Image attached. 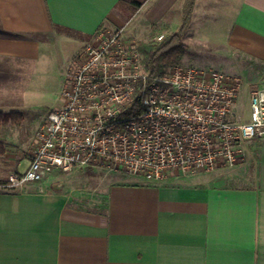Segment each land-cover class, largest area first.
<instances>
[{
    "label": "crops",
    "instance_id": "crops-1",
    "mask_svg": "<svg viewBox=\"0 0 264 264\" xmlns=\"http://www.w3.org/2000/svg\"><path fill=\"white\" fill-rule=\"evenodd\" d=\"M134 1L140 5L0 0V72L15 61L36 64L51 40L77 37L85 43L105 25L124 28L138 19L152 32L178 30L185 0ZM199 1L212 8L225 0H195L185 43ZM233 9L218 46L227 60L247 63L259 78L264 0H236ZM193 37L212 45L200 31ZM28 149L7 147L0 179L22 172ZM123 174L103 186L104 204L95 208L76 203L80 197L56 178L16 189L0 186V264H264V138L252 140L246 161L233 168L178 175L161 184Z\"/></svg>",
    "mask_w": 264,
    "mask_h": 264
},
{
    "label": "built area",
    "instance_id": "built-area-1",
    "mask_svg": "<svg viewBox=\"0 0 264 264\" xmlns=\"http://www.w3.org/2000/svg\"><path fill=\"white\" fill-rule=\"evenodd\" d=\"M245 94L248 112L238 109ZM255 138H264V74L250 81L181 62L152 75L138 40L105 25L85 43L60 104L37 129L28 167L3 187L82 168L161 184L233 168L246 161Z\"/></svg>",
    "mask_w": 264,
    "mask_h": 264
},
{
    "label": "rangeland",
    "instance_id": "rangeland-1",
    "mask_svg": "<svg viewBox=\"0 0 264 264\" xmlns=\"http://www.w3.org/2000/svg\"><path fill=\"white\" fill-rule=\"evenodd\" d=\"M233 4H236V0L216 1L214 7L208 8L201 1L198 2L191 29L189 28L190 31L185 36L190 49L185 53L182 62L239 74L245 80L254 81L259 73L245 62L227 60L226 50L218 46L230 27ZM150 29L145 25L140 26L137 19L123 28V36L128 40H150L153 33ZM198 31L208 40L211 38L212 45L197 43L193 35ZM85 43L84 39L77 37L51 40L45 44L42 57L36 64L15 61L13 68L9 67L7 72H0V111H16L21 114L18 119L10 118L0 123V141L5 142L9 150L23 153L31 147L39 126L50 111L60 104L62 89ZM245 96L239 99L238 109L246 108L248 112L249 101L246 94ZM28 163L29 160L24 157L19 169L25 171ZM8 166L14 168L12 165ZM123 175L100 168H82L67 173L56 170L49 177L56 178L57 182L65 181V191L73 190L75 197H80L76 203L95 208L104 204L106 194L102 190L103 186L109 180ZM48 189H52L51 183Z\"/></svg>",
    "mask_w": 264,
    "mask_h": 264
},
{
    "label": "trees",
    "instance_id": "trees-1",
    "mask_svg": "<svg viewBox=\"0 0 264 264\" xmlns=\"http://www.w3.org/2000/svg\"><path fill=\"white\" fill-rule=\"evenodd\" d=\"M125 1V0H123ZM139 6L140 3L134 0H126ZM195 7V0H185L183 4L182 22L178 30L165 34L163 40L156 39L160 32H153L150 40L138 41V48L143 54V62L145 68L150 71L152 75L164 73L170 67L181 63L187 49V45L183 40V36L187 31L193 16ZM260 69V68H259ZM21 114L16 111L3 112L0 111V123L7 119H18ZM7 152V145L0 141V156ZM6 180L0 179V186H4Z\"/></svg>",
    "mask_w": 264,
    "mask_h": 264
},
{
    "label": "water",
    "instance_id": "water-1",
    "mask_svg": "<svg viewBox=\"0 0 264 264\" xmlns=\"http://www.w3.org/2000/svg\"><path fill=\"white\" fill-rule=\"evenodd\" d=\"M62 184V183H61Z\"/></svg>",
    "mask_w": 264,
    "mask_h": 264
}]
</instances>
